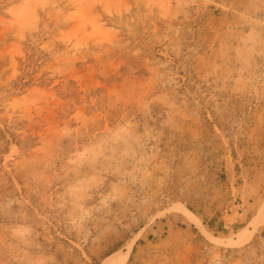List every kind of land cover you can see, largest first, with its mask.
<instances>
[{"label": "rangeland", "instance_id": "1", "mask_svg": "<svg viewBox=\"0 0 264 264\" xmlns=\"http://www.w3.org/2000/svg\"><path fill=\"white\" fill-rule=\"evenodd\" d=\"M263 207L264 0H0V264H264Z\"/></svg>", "mask_w": 264, "mask_h": 264}, {"label": "bare ground", "instance_id": "2", "mask_svg": "<svg viewBox=\"0 0 264 264\" xmlns=\"http://www.w3.org/2000/svg\"><path fill=\"white\" fill-rule=\"evenodd\" d=\"M263 219H264V207H263L262 211L260 213H258V215L253 219L252 229L258 228L260 226L261 222L263 221ZM251 235H252V231L244 233L242 236V240L249 239ZM102 264H115V260L112 257V258L104 261Z\"/></svg>", "mask_w": 264, "mask_h": 264}]
</instances>
